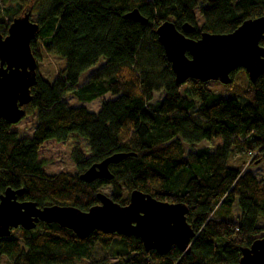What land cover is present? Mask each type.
Wrapping results in <instances>:
<instances>
[{"label":"trees","instance_id":"1","mask_svg":"<svg viewBox=\"0 0 264 264\" xmlns=\"http://www.w3.org/2000/svg\"><path fill=\"white\" fill-rule=\"evenodd\" d=\"M9 1L13 8L0 6L3 35L24 14L35 15L38 24L30 42L36 83L23 106L34 110L37 123L20 137L0 118V195L7 187L22 188L21 201L88 210L99 203L100 186L111 185L107 195L121 205L137 189L184 203L196 236L189 253L173 246L160 254L146 251L135 236L95 230L80 239L57 223L40 221L0 237V264H238L241 249L264 230L257 225L264 217V177L247 169L264 161V73L252 82L245 69L236 68L221 88L220 82L208 86L195 79L179 85L156 28L170 20L180 31L184 23L193 26L185 33L192 39L203 32L229 33L263 15L264 0ZM134 8L146 23L124 17ZM43 53L64 60L53 82L38 70ZM101 57L105 62L79 84ZM157 92L163 97L154 100ZM67 93L79 102L111 98L94 112L68 105ZM50 139L68 144L75 173L43 170L38 151ZM186 146L194 149L186 152ZM118 152L130 155L109 165L112 179L80 180L92 164Z\"/></svg>","mask_w":264,"mask_h":264},{"label":"water","instance_id":"2","mask_svg":"<svg viewBox=\"0 0 264 264\" xmlns=\"http://www.w3.org/2000/svg\"><path fill=\"white\" fill-rule=\"evenodd\" d=\"M125 18L146 23L137 8ZM38 24L28 14L12 19L3 35L0 28V118L10 124L17 123L25 114L24 105L31 99L36 83L37 59L30 42ZM194 30L188 23L178 30L170 20L156 28L158 42L171 64L175 82L179 85L189 79L200 82L218 81L229 84L230 73L243 68L254 82L264 73V14L243 21L229 33H201L198 39L185 35ZM130 155L114 153L92 164L79 175L90 183L97 179L110 180V164ZM23 189L7 187L0 195V237L9 236L14 228L33 229L40 222L57 223L84 239L93 231L121 236H135L146 251L167 253L173 246L189 253L196 230L186 221L187 206L182 202L159 200L148 193L134 189L128 202L121 205L103 192L97 193L99 203L88 210L72 205L39 207L33 201H21ZM238 264H264V236L257 237L249 247L241 249Z\"/></svg>","mask_w":264,"mask_h":264},{"label":"rangeland","instance_id":"3","mask_svg":"<svg viewBox=\"0 0 264 264\" xmlns=\"http://www.w3.org/2000/svg\"><path fill=\"white\" fill-rule=\"evenodd\" d=\"M0 6L9 7L13 4L9 0H0ZM31 19H35V15L31 16ZM105 62L104 58H100L99 61L86 71H84L79 78V84H82L89 74L99 69V67ZM64 64L63 58H59L58 56L43 53L42 58L38 59V70L48 81L53 82L57 71ZM218 84V81H208V86H215ZM220 83V88H221ZM154 100L160 99L163 97L162 92L154 93ZM111 98V95H104L100 98H96L91 102H79L75 98L71 97L69 93L65 94L63 100L68 103V105H84L90 111H98L101 105V102L105 99ZM239 103H245L246 100L242 97H235ZM26 115H24L17 123L12 124L11 129L16 131L18 136H27L30 135L37 123L36 114L34 110L28 109ZM202 145H205L206 142H202ZM186 152H189L194 149V147L186 146ZM238 152L234 151L232 157H236ZM248 157V158H247ZM247 159H250V156H247ZM38 158L44 162L43 170L48 174H56L58 172H67V173H75V163L70 155L68 144L63 142H58L56 140L50 139L46 140L38 151ZM249 163V161H248ZM247 169L254 174L257 178L264 177V161L254 163L253 165L247 166ZM111 185L100 186L99 190L104 192L105 194L111 193ZM257 225L264 227V217L259 216L257 219ZM264 236V230L258 234V237ZM101 250L99 246H95L94 256L100 257ZM113 260V259H112ZM86 260L81 261V263H85Z\"/></svg>","mask_w":264,"mask_h":264}]
</instances>
